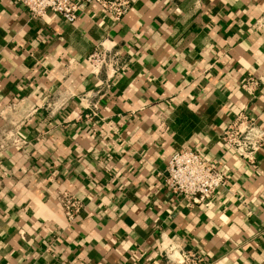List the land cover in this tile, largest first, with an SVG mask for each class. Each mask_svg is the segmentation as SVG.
Wrapping results in <instances>:
<instances>
[{
	"label": "crops",
	"instance_id": "crops-1",
	"mask_svg": "<svg viewBox=\"0 0 264 264\" xmlns=\"http://www.w3.org/2000/svg\"><path fill=\"white\" fill-rule=\"evenodd\" d=\"M98 48L118 72H93ZM21 101L39 110L23 148L0 149V264H167L172 248L264 264V147L250 164L222 140L241 114L264 131V0H138L119 21L91 4L72 22L0 0V144ZM183 148L228 174L206 202L165 183ZM60 192L83 204L72 224Z\"/></svg>",
	"mask_w": 264,
	"mask_h": 264
},
{
	"label": "built area",
	"instance_id": "built-area-1",
	"mask_svg": "<svg viewBox=\"0 0 264 264\" xmlns=\"http://www.w3.org/2000/svg\"><path fill=\"white\" fill-rule=\"evenodd\" d=\"M27 8L34 18L46 16L49 12L62 15L67 21H74L85 6L96 4L101 12L121 20L138 0H16ZM115 56L106 51L96 49L89 57L93 72L100 68L112 67L114 72L120 69ZM25 105V106H24ZM27 105V106H26ZM11 113L18 115L13 121L6 117L2 130L4 136L0 149L14 147L23 148L25 142L19 131L28 118L33 116L39 106L21 101L14 103ZM222 140L227 151L244 159L250 164L256 163V155L264 147V131L258 125L256 117L244 114L238 116L225 130ZM165 183L169 190L192 204L203 203L212 199L219 189L228 183V174L221 167L220 158H204L198 151L183 148L170 158L165 170ZM59 200L65 216L72 224L80 214L83 204L68 192H60ZM167 264H205L206 257L195 249H170L165 252Z\"/></svg>",
	"mask_w": 264,
	"mask_h": 264
}]
</instances>
